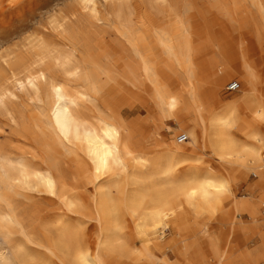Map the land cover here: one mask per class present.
<instances>
[{
  "label": "bare ground",
  "instance_id": "6f19581e",
  "mask_svg": "<svg viewBox=\"0 0 264 264\" xmlns=\"http://www.w3.org/2000/svg\"><path fill=\"white\" fill-rule=\"evenodd\" d=\"M167 2L156 0V5L163 7ZM87 15L94 23L100 20L96 1L77 0L71 13L55 19L56 27L60 28V48H50L44 40H37L38 53L28 61L19 57L8 68L16 90L25 92L37 106L48 139L69 156L72 170L62 167L65 163L53 156L57 151H52L48 145L42 150L46 156L36 147L0 145V191L17 188L32 195L55 197L75 216L79 225L85 224L83 219L95 221L100 233L93 240L78 226L55 221L49 223L52 228L41 231L37 225L44 217L35 209L22 214L23 209L14 198L31 195L10 192L14 197L9 201L6 192H0V264H107L100 256L101 251L112 264L263 262L264 219L259 218L258 208L264 207V129L261 127L264 125V93L259 97L246 95L247 90L255 92V86L251 76L245 74L239 79L242 87L238 95L225 107L208 110L207 115H203L202 105L194 101V96V105H191L181 94L156 89V105L161 117L173 120L186 141L166 144L161 140L162 153L153 159L149 154L152 149L145 147L135 151L132 148L136 128L123 119L119 105L112 108L103 99L106 93L101 84L99 54L91 51L89 36L85 31L69 29ZM140 29H133L134 66L129 74L158 84L165 72L164 65L161 61L151 62L150 34L147 35L144 25L146 33L140 36ZM183 31L188 30L183 28ZM153 34L168 58L177 61L180 47L184 64L190 68L193 61L184 42L181 46L162 30H154ZM260 59V78H264V50ZM218 73L227 72L225 68H217L214 88L219 86ZM16 99L15 94L0 87V114L17 127L16 118L20 116L10 108ZM197 128L202 135L207 134L214 157L235 168V176L196 165L185 171L176 169L189 159L194 148L201 150ZM232 133L241 134L248 143L237 145L230 138ZM146 138L139 141L144 142ZM250 177V194L235 199L234 188ZM88 185L93 187L90 196L84 192ZM111 192H122L121 200L112 197ZM121 208L136 218V249L124 240L126 234L118 216ZM23 220L31 227L29 236L23 232L27 225ZM171 223L180 230L170 246L163 237ZM214 224L226 228L230 234L236 228L243 229L242 242L220 249L212 234ZM17 233L26 237L27 244L42 249V257L34 255L35 250L29 246L14 243L12 235ZM230 251L238 253L233 262L228 255ZM155 253L162 258L155 259Z\"/></svg>",
  "mask_w": 264,
  "mask_h": 264
},
{
  "label": "rangeland",
  "instance_id": "374dc122",
  "mask_svg": "<svg viewBox=\"0 0 264 264\" xmlns=\"http://www.w3.org/2000/svg\"><path fill=\"white\" fill-rule=\"evenodd\" d=\"M76 1L0 0V87L7 88L15 94L17 99L10 108L15 111L16 116H20L16 118L18 124L16 127L10 124L7 117L0 114V145L23 146L27 149L36 147L41 151L48 145L52 151H57L53 156L63 161L65 164H62V167L66 166L68 170H72L69 156L48 139L47 130L39 116V109L27 98L25 92L16 90L8 68L17 58L22 57L23 61H28L38 53L39 49L35 46L37 40H44L50 48H60V28L56 27L55 19L59 15L71 13ZM95 1L100 20L94 23L88 15L83 16L75 25L69 26V29L85 31L91 41V51L99 54L101 84L103 83L102 89L106 93L103 99L112 108L119 105L123 119L136 128L137 133L131 145L135 151L145 147L152 149L150 157L156 159V156L162 153L159 147L161 140L166 144L175 143V140L177 143L186 141L173 120L161 117L156 105V89L181 94L183 100L191 105H194L192 100L194 96V101L202 105L200 110L203 115H207V111L211 109L218 111L225 107L232 97L238 95V90L242 87L239 79H243L245 74L251 76L255 86V92L250 93L247 90L245 94L259 97L260 93H264V78H260L262 66L260 57L264 50V0H167L163 7L157 6L156 0ZM144 25L147 27V35L150 34L148 39L150 60L152 63L161 61L164 65L165 72L158 84L155 81L145 82L142 77L129 74V70L134 66L133 29L140 27V36H143L146 33ZM183 28L188 30L187 33H184ZM154 30H162L168 36L174 37L181 46L183 42L188 46L193 61L190 68L184 64L180 47L177 50V61L167 57L164 48L153 34ZM218 67L225 68L227 73L217 74L219 86L214 88L212 83ZM230 82L239 84L237 91L226 90ZM131 110L133 112H130ZM246 119L249 120L250 117ZM261 127L264 129V125ZM144 136H147L146 141H139ZM181 138L182 142L179 141ZM230 138L240 146L248 143L239 133H232ZM197 143L201 150L194 148L189 159L178 165L177 170L185 171L189 166L196 165L201 168L220 169L232 176L237 174L234 167L225 165L214 157L207 134L202 135L199 128ZM193 147L190 145L189 148ZM41 153L46 156L43 151ZM251 179L252 177L245 179L234 188L232 193L235 199L250 194L248 185ZM14 190L8 191L3 188L0 192H6L9 201L12 196L14 197L10 192L31 195L30 197L18 195L14 198L18 207L23 209L22 214L28 209H35L38 215L44 217L38 222L37 229L44 231L52 228L49 223L55 221L78 226L93 240L100 233L95 221L83 219L85 224L79 225L75 216L69 213L57 198H49L44 194L32 195L17 188ZM92 190V185H88L84 190L87 192L85 195H92ZM122 195V192H111V196L119 200ZM263 211L264 207L259 206L258 216L261 219H264ZM118 216L124 226L123 232L126 234L124 240L136 249L138 247L136 218L130 217L122 208ZM242 218L244 220L246 217ZM26 224L23 232L29 236L31 227ZM179 230L175 223L169 224V228L164 232L163 241L170 245ZM212 234L218 247L223 249L227 245L233 247L240 244L245 231L236 228L230 234L226 228L214 224ZM12 239L14 243L19 242L20 247L29 246L35 250L34 255L42 257L43 250L27 244L25 236L17 233L12 235ZM46 254L49 255L47 252ZM228 255L233 262L238 253L230 251ZM100 256L107 264H112L105 252L101 251ZM154 258L162 257L161 254L155 253ZM170 260H174L172 256ZM259 264H264V261Z\"/></svg>",
  "mask_w": 264,
  "mask_h": 264
},
{
  "label": "built area",
  "instance_id": "2783aa9c",
  "mask_svg": "<svg viewBox=\"0 0 264 264\" xmlns=\"http://www.w3.org/2000/svg\"><path fill=\"white\" fill-rule=\"evenodd\" d=\"M239 88V84L236 83V82H230L227 87H226V90L229 91V92H234V91H237ZM185 139V137H183ZM183 138H181L179 141L182 142Z\"/></svg>",
  "mask_w": 264,
  "mask_h": 264
}]
</instances>
